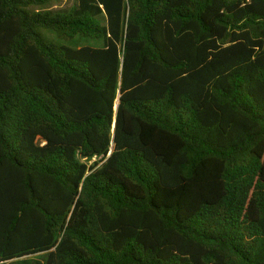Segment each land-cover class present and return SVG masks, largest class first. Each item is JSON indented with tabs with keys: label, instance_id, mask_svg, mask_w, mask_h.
<instances>
[{
	"label": "trees",
	"instance_id": "1",
	"mask_svg": "<svg viewBox=\"0 0 264 264\" xmlns=\"http://www.w3.org/2000/svg\"><path fill=\"white\" fill-rule=\"evenodd\" d=\"M55 1L0 0V264H264V0Z\"/></svg>",
	"mask_w": 264,
	"mask_h": 264
},
{
	"label": "rangeland",
	"instance_id": "2",
	"mask_svg": "<svg viewBox=\"0 0 264 264\" xmlns=\"http://www.w3.org/2000/svg\"><path fill=\"white\" fill-rule=\"evenodd\" d=\"M68 2H69V0H56L55 2L52 3L51 6H52V9H55L57 7H63V6H65ZM45 34H47L49 37H50V34L47 33V32H42L43 40L45 42H47V35H45ZM77 43H78L77 46H82V45L85 44L83 41L81 42L79 40H77Z\"/></svg>",
	"mask_w": 264,
	"mask_h": 264
}]
</instances>
